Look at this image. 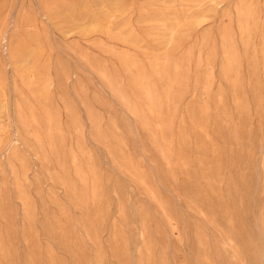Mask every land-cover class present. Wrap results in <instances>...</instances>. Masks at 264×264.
Returning a JSON list of instances; mask_svg holds the SVG:
<instances>
[{
  "label": "rangeland",
  "instance_id": "1",
  "mask_svg": "<svg viewBox=\"0 0 264 264\" xmlns=\"http://www.w3.org/2000/svg\"><path fill=\"white\" fill-rule=\"evenodd\" d=\"M0 264H264V0H0Z\"/></svg>",
  "mask_w": 264,
  "mask_h": 264
}]
</instances>
